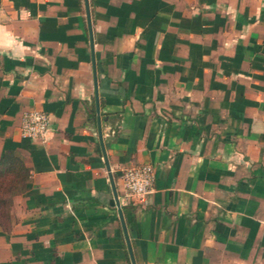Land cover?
<instances>
[{"label":"crops","instance_id":"crops-1","mask_svg":"<svg viewBox=\"0 0 264 264\" xmlns=\"http://www.w3.org/2000/svg\"><path fill=\"white\" fill-rule=\"evenodd\" d=\"M85 4L0 0V157L26 167L0 264H264V0Z\"/></svg>","mask_w":264,"mask_h":264},{"label":"built area","instance_id":"built-area-1","mask_svg":"<svg viewBox=\"0 0 264 264\" xmlns=\"http://www.w3.org/2000/svg\"><path fill=\"white\" fill-rule=\"evenodd\" d=\"M50 132V117L40 109H29L23 113L20 123L22 137L46 142ZM154 169L149 164L125 168L121 182L126 197L141 200L153 191Z\"/></svg>","mask_w":264,"mask_h":264},{"label":"trees","instance_id":"trees-1","mask_svg":"<svg viewBox=\"0 0 264 264\" xmlns=\"http://www.w3.org/2000/svg\"><path fill=\"white\" fill-rule=\"evenodd\" d=\"M26 188V167L12 151L0 157V229L8 231L12 224L14 198Z\"/></svg>","mask_w":264,"mask_h":264},{"label":"water","instance_id":"water-1","mask_svg":"<svg viewBox=\"0 0 264 264\" xmlns=\"http://www.w3.org/2000/svg\"><path fill=\"white\" fill-rule=\"evenodd\" d=\"M85 7H86V12H87V17H88V5H87V0H85ZM90 25V23H89ZM114 202L115 204L118 206V201H117V198H116V193L114 192Z\"/></svg>","mask_w":264,"mask_h":264}]
</instances>
